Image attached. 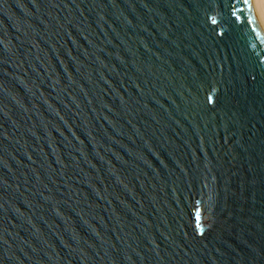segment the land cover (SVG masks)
I'll use <instances>...</instances> for the list:
<instances>
[{
	"label": "water",
	"instance_id": "water-1",
	"mask_svg": "<svg viewBox=\"0 0 264 264\" xmlns=\"http://www.w3.org/2000/svg\"><path fill=\"white\" fill-rule=\"evenodd\" d=\"M0 264H264L249 0H0Z\"/></svg>",
	"mask_w": 264,
	"mask_h": 264
},
{
	"label": "bare ground",
	"instance_id": "bare-ground-1",
	"mask_svg": "<svg viewBox=\"0 0 264 264\" xmlns=\"http://www.w3.org/2000/svg\"><path fill=\"white\" fill-rule=\"evenodd\" d=\"M252 15L264 36V0H249Z\"/></svg>",
	"mask_w": 264,
	"mask_h": 264
}]
</instances>
